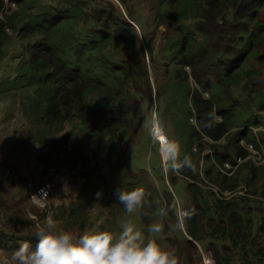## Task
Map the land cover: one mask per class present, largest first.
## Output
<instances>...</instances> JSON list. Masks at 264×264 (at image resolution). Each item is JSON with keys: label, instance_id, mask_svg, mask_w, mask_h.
I'll list each match as a JSON object with an SVG mask.
<instances>
[{"label": "trees", "instance_id": "1", "mask_svg": "<svg viewBox=\"0 0 264 264\" xmlns=\"http://www.w3.org/2000/svg\"><path fill=\"white\" fill-rule=\"evenodd\" d=\"M15 1L24 7V16L20 27L15 22L12 27L28 42L17 78L20 89L33 93L26 106L32 122L53 136L65 132L61 141L93 164L124 154L141 124L140 100L153 95L146 47L133 25L117 7L102 1L108 8L92 7L87 0L61 7L42 0ZM3 5L0 0V11ZM152 11L155 26L164 23L171 33L164 62L173 89L169 106L179 107L183 118L195 114L203 135L215 142L232 128H243L241 136L247 139L252 132L245 127L264 122V0H153ZM10 16L0 18V32ZM190 77L196 83L192 93ZM235 88L243 92V100L236 97ZM183 97L190 100L186 106L181 105ZM186 127L184 153L190 157L198 131L194 124ZM231 151L247 154L238 142ZM46 158L45 164L54 165L51 155ZM216 161L224 165L227 158ZM180 173L196 180L188 169ZM134 184L152 203L150 188L141 181ZM193 186L188 183L190 190ZM196 195L192 201H197ZM188 211L190 218L191 208ZM260 221L258 232H264V217ZM229 229L222 230V239L228 235L245 251L251 226L240 228L241 239V232ZM195 233L193 229L191 236ZM211 234L221 238L215 231ZM251 248L240 264H256V257L264 260V249Z\"/></svg>", "mask_w": 264, "mask_h": 264}, {"label": "rangeland", "instance_id": "2", "mask_svg": "<svg viewBox=\"0 0 264 264\" xmlns=\"http://www.w3.org/2000/svg\"><path fill=\"white\" fill-rule=\"evenodd\" d=\"M42 1L61 7L72 0ZM87 1L92 7L108 8L98 0ZM152 3L153 0H123L124 11L121 8L118 10L120 16L133 25L135 36L145 44L153 95L140 100L141 124L126 152L113 155L110 159H100L96 164L77 157L74 149L69 150L67 143L61 141L65 132L53 136L50 130L32 122L26 106L33 93L31 89H20L17 78L20 62L27 56L28 42L22 40L12 27L14 22L18 27L22 25L19 21L23 19L24 7L19 4L6 20L9 30L4 26L0 32V248L5 250L6 258H10L13 264V251L25 242L34 245L36 226L46 216L30 204L29 183L41 184L45 181H52L54 185L50 200L52 217L60 228L77 235L85 231L118 234L122 230L121 225L131 220L146 238L167 235L169 251L177 247L181 248L180 251L193 253V243L185 245L176 239L181 231L174 226L178 215H183L184 230L188 234L191 235L194 229L196 236L192 237L213 242L208 244L207 251L211 253L212 264H240L245 259L244 254H250L251 247L254 252L264 249V232H258L260 218L264 217V164L261 163L264 162V122L258 126H246L252 132L248 133L247 139L241 136L243 128H232L215 142L203 135L195 114L183 118L179 107L169 106L173 89L168 86L171 80L164 62L165 47L171 33L164 23L155 26ZM81 28L82 24L78 29ZM189 83L192 93L196 87L192 77ZM235 94L237 98L243 96L239 88H235ZM181 99L182 106L190 103L185 97ZM154 116L166 139L179 144L181 158L186 155V124L197 126L198 132L191 142L194 155L190 156L195 171L188 169L196 175L195 181L180 171L169 170L167 174L162 171L159 146L153 144L146 125V121ZM215 119L219 121L220 117L216 115ZM67 130L70 128L67 127ZM237 142L247 153L244 157L231 151ZM250 145H253L252 148H249ZM48 155L52 156L54 165L45 164ZM216 157L227 158V161L221 165ZM12 175L15 181H12ZM135 181L148 186L154 199L152 203L146 201L135 213L128 214L115 200L114 191L118 186L132 189ZM189 182H194L192 190L188 188ZM194 194H197V201H192ZM157 207H165L167 215H154ZM190 208L192 215L186 220L189 211L185 209ZM195 218L197 224L193 221ZM249 218L251 221L247 222ZM153 222L162 226L161 234L154 237L147 231L148 225ZM248 224L252 233L248 236L250 246L245 251L235 247L228 235L225 240L222 239V230L230 228V232L232 228L237 234ZM212 231L221 238H210ZM242 236L244 233L241 232L238 238ZM256 258V264H264L263 258Z\"/></svg>", "mask_w": 264, "mask_h": 264}, {"label": "clouds", "instance_id": "3", "mask_svg": "<svg viewBox=\"0 0 264 264\" xmlns=\"http://www.w3.org/2000/svg\"><path fill=\"white\" fill-rule=\"evenodd\" d=\"M146 125L153 144L159 146L165 174L169 170L195 171L193 160L188 155L181 158L179 144L166 139L155 116L146 121ZM114 197L128 214L135 213L146 203L145 191L139 187L124 189L118 186ZM167 211L165 207H157L153 214L164 217ZM36 227L34 245L25 242L13 251L15 264H178L173 252L164 249L155 238H146L131 220L121 225L122 230L118 234L85 231L77 235L60 228L51 215ZM174 227L180 231L184 229L183 215H178ZM147 231L154 237L162 231V226L153 222L148 225Z\"/></svg>", "mask_w": 264, "mask_h": 264}, {"label": "crops", "instance_id": "4", "mask_svg": "<svg viewBox=\"0 0 264 264\" xmlns=\"http://www.w3.org/2000/svg\"><path fill=\"white\" fill-rule=\"evenodd\" d=\"M180 211L181 208L179 207V212ZM185 219L188 220L189 217L187 218L185 216ZM167 237H168L167 235H158L156 240L164 249L170 250V243H168ZM176 239L178 240L179 243L183 242L185 245L187 243L194 244L192 248V251H194L193 253H189L186 250L185 252L182 250L180 251L181 248H177V247L173 248L172 252L175 254L179 264H212L211 262L212 257H210L211 253L207 251H208V244L213 242L205 241L210 239H200L198 237H192L184 229L180 232L179 236H176ZM4 251L5 250L3 248H0V264H13L10 258H6Z\"/></svg>", "mask_w": 264, "mask_h": 264}, {"label": "built area", "instance_id": "5", "mask_svg": "<svg viewBox=\"0 0 264 264\" xmlns=\"http://www.w3.org/2000/svg\"><path fill=\"white\" fill-rule=\"evenodd\" d=\"M111 5H114L117 8H121L124 11L123 7V0H99ZM18 4L15 0H4V5L0 11V17L3 18L7 15H10L15 8H17ZM8 7V8H7ZM4 18V19H5ZM3 19V20H4ZM6 30H9L8 27H6ZM253 145H250L249 148H252ZM264 164V162H261ZM53 189L54 185L52 181H45L41 184H35L33 182L29 183V192H28V200L32 206H35L40 210L42 213H46V217L49 215L52 216V206L50 203L51 197L53 195Z\"/></svg>", "mask_w": 264, "mask_h": 264}, {"label": "water", "instance_id": "6", "mask_svg": "<svg viewBox=\"0 0 264 264\" xmlns=\"http://www.w3.org/2000/svg\"><path fill=\"white\" fill-rule=\"evenodd\" d=\"M12 181H15V177L12 175Z\"/></svg>", "mask_w": 264, "mask_h": 264}]
</instances>
